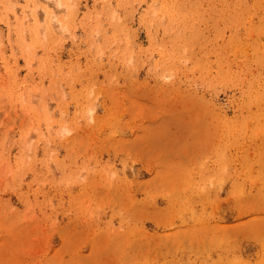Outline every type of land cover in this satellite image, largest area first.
Wrapping results in <instances>:
<instances>
[{
    "label": "rangeland",
    "instance_id": "374dc122",
    "mask_svg": "<svg viewBox=\"0 0 264 264\" xmlns=\"http://www.w3.org/2000/svg\"><path fill=\"white\" fill-rule=\"evenodd\" d=\"M0 264H264V0H0Z\"/></svg>",
    "mask_w": 264,
    "mask_h": 264
}]
</instances>
